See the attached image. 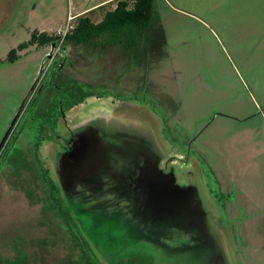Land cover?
Masks as SVG:
<instances>
[{"label":"rangeland","instance_id":"rangeland-1","mask_svg":"<svg viewBox=\"0 0 264 264\" xmlns=\"http://www.w3.org/2000/svg\"><path fill=\"white\" fill-rule=\"evenodd\" d=\"M102 1L18 0L6 14L7 1L0 0V58L6 59L12 48L28 41L33 30L49 31L64 24L69 8L75 14ZM116 1L85 15L98 22ZM155 9L168 54L150 74L156 84V105L152 98L143 102L162 121L154 116L145 120L163 132L159 143L185 177L194 171L191 167L200 165L195 179L188 180L198 182L205 202L214 200L210 212L231 264H264V0H156ZM49 50L50 46H30L17 61L0 62V142L22 103L27 106L49 81L47 75L41 85L36 84ZM84 55H66L63 77L90 80L96 94L104 87L112 103L125 99L124 94L110 93L117 91V76L101 72L102 61ZM36 66L39 71L34 74ZM139 96L141 101L147 95ZM89 101L95 99L77 106L79 115L88 112ZM25 118L15 124L13 139L28 127ZM106 131L112 136V129ZM51 147L44 144L40 153L54 181ZM13 160L0 171V264H64L70 257L79 258L80 246L64 218L43 207V199L50 201L36 189L43 187L38 169ZM100 190V207L86 206L96 203L94 198L93 203H84L77 196L80 204L73 205L72 213L91 240L86 245L99 253L103 264H209L206 241L186 245L183 239L155 232L147 220L130 215V211L140 214L138 201L109 202V188ZM110 210L118 215H110Z\"/></svg>","mask_w":264,"mask_h":264},{"label":"water","instance_id":"water-1","mask_svg":"<svg viewBox=\"0 0 264 264\" xmlns=\"http://www.w3.org/2000/svg\"><path fill=\"white\" fill-rule=\"evenodd\" d=\"M54 45L43 59L40 75L52 56ZM109 96L112 95H90L69 107L59 120L61 131H76L63 160L65 176L61 177L58 167L54 166V182L63 204L73 211V205L80 204V197L84 203L92 202L94 198L97 202L86 206L98 208L102 195L100 189L108 187L109 202L138 201L140 214L130 211L133 212L130 215L147 220L155 232L163 231L171 239H183L186 245L206 241L209 245L207 252L208 248L210 250L207 255L209 264H231L222 234L216 227L217 219L210 212L214 200L205 202L198 182L188 180L195 179V170L197 172L200 165L199 169L191 167L194 171L185 177L181 166L175 165L176 159L167 156L159 143L163 132L158 133L145 120L151 116L160 118L154 114L156 112L151 105L119 98L112 103ZM88 99L95 101H89V108L85 107L88 112L79 115L77 106ZM139 103L144 105L142 107L150 116L141 112ZM74 107L77 109L70 113ZM107 129H112V136L108 135ZM121 141L125 143L121 144ZM208 190L212 195L210 188ZM133 196L137 199L134 200ZM109 212L112 216L118 215L117 211Z\"/></svg>","mask_w":264,"mask_h":264},{"label":"trees","instance_id":"trees-1","mask_svg":"<svg viewBox=\"0 0 264 264\" xmlns=\"http://www.w3.org/2000/svg\"><path fill=\"white\" fill-rule=\"evenodd\" d=\"M155 1L117 0L116 6L107 10L99 22L92 21L87 15L80 16L74 29L66 38L64 49L69 50L68 56L75 54L81 58L80 54H85L86 58L90 55L93 60L95 59L92 57L102 59L101 72L117 76L118 86L115 88L117 89L115 93H123L125 99L138 101L139 94L143 93L147 96L143 97L141 101H148L152 98L156 105L155 101L158 98L154 89L156 84L154 85L150 80L149 71L154 62L166 57L168 53L165 30L159 13L155 9ZM55 42L56 37L53 33L33 30L28 41L12 48L6 59H0V62L16 61L19 51L31 45L45 46ZM68 83L67 87L73 93L79 94L82 91L80 93L82 97L79 96L71 100L69 106L83 101L90 95H105L104 87L99 92L100 94H96L90 83L74 78ZM125 84L127 88L124 87ZM122 89L124 90L122 91ZM154 108L156 109L155 106ZM212 188V191L217 194L215 188ZM63 206L65 205L63 204ZM62 213L66 216V213L69 215L72 211L65 206ZM64 219L68 220L67 217ZM94 262L93 259L85 256L82 261L69 259L65 264H100Z\"/></svg>","mask_w":264,"mask_h":264},{"label":"flooded vegetation","instance_id":"flooded-vegetation-1","mask_svg":"<svg viewBox=\"0 0 264 264\" xmlns=\"http://www.w3.org/2000/svg\"><path fill=\"white\" fill-rule=\"evenodd\" d=\"M67 52L68 51L64 49L62 55L54 58L53 62L49 65V67L43 70L41 75L37 78L36 84L40 83L39 85H41L47 75H49V81L46 83L47 85L44 84L42 86V90H40L38 93L35 92L32 95V98L30 97L31 99L30 102L28 100L29 104L27 106H25V103H22L20 110L14 117L12 124L10 125L9 129L5 134L6 137L4 136L5 140L3 142V145L0 148V171L4 168L5 165H7V163H11V159L13 158L17 160V162L22 163L21 166H23L24 168H29L31 165H33L31 166V169L37 168V173L39 174V177H41V183L43 184V187L36 189L43 190L44 195L50 201V203H48L46 199H43V207L46 209H50L53 212H57L58 216L61 217V219L64 217L68 218V220L63 219L65 227L71 233V236L75 239V243L80 246L79 258H75L72 260L82 261L85 256H88L95 261L94 263L97 262L103 264V262L100 260L99 253L97 251L92 253L90 251L91 249H89V247L86 245V242L91 243V240L83 233L82 229L78 224L79 221H77V219L72 213L69 215L66 213V216L62 213L65 206H63L61 202V198L59 196V189L56 186L55 182L49 176V170L45 167V164L43 162L44 157H42L40 153V149L44 144L51 143V157L49 156L50 163L52 161V163H54V165L58 167V171L61 174V177L65 176L63 160L64 157L68 154L67 152L70 148L72 134H74L76 131H61L59 126V120L63 116L65 111L69 107H71L68 105L69 102L81 96L80 93H82V91L79 92V94L73 93V91L67 87L69 86L68 82L74 78L81 82L91 84L90 80H80V77H63L62 70L66 68L64 65V58L66 57ZM92 58H94L95 60H102L96 57ZM162 59L163 58H161L157 62H154L151 70L149 71V77L152 72V69L156 67L157 64L162 61ZM59 89L61 90V93L59 92ZM58 92L60 94V97L58 96ZM110 93L113 94L115 92ZM113 95L117 96L115 94ZM21 117H26L25 121H29V125L27 128L25 127L22 131H20L13 139V135L16 134L15 124ZM29 160H32L33 162H30ZM26 171L28 170L26 169ZM36 179L38 180L40 178L36 177ZM44 186L46 187V189L44 188ZM85 237L88 239L86 240ZM79 242H81V244Z\"/></svg>","mask_w":264,"mask_h":264},{"label":"built area","instance_id":"built-area-1","mask_svg":"<svg viewBox=\"0 0 264 264\" xmlns=\"http://www.w3.org/2000/svg\"><path fill=\"white\" fill-rule=\"evenodd\" d=\"M75 18L76 15L73 13V10L69 8L66 22L64 24L59 25L54 31L53 34L56 37V42L54 43L55 45L52 50V56L46 64V69L53 62L54 58L62 55L66 38L68 34L72 32L76 25Z\"/></svg>","mask_w":264,"mask_h":264},{"label":"crops","instance_id":"crops-1","mask_svg":"<svg viewBox=\"0 0 264 264\" xmlns=\"http://www.w3.org/2000/svg\"><path fill=\"white\" fill-rule=\"evenodd\" d=\"M7 2H6V5H5V9H6V14H10V11H9V7H10V5H15L16 3H17V1L18 0H6ZM110 1H112V0H104V1H102V2H100V3H98V4H93V5H91V6H86V7H84L82 10L83 11H80V10H78L79 12H77V13H75V15H76V18H75V20L77 21V19L80 17V16H82V15H85V13H87V12H89V11H92V10H94V9H96L97 7H99L100 5L102 6V5H105V4H107V3H109ZM7 6V7H6ZM88 16V15H87ZM5 18H7L6 17V15L4 16V19ZM91 18V17H90ZM92 19V18H91ZM103 19V18H102ZM101 19V20H102ZM100 20V21H101ZM1 22H0V28L2 27V25H3V21L2 20H0ZM92 21H93V19H92ZM95 22V21H94ZM99 22V21H98ZM57 28H55V29H51V30H49V31H47L48 33H54V31L56 30ZM40 32L41 31H46V30H39ZM51 31V32H50ZM31 46H35V47H40V46H38V45H31ZM45 46H50L51 47V45H45ZM30 47V46H29ZM29 47H27V48H24L23 50H21V51H19V57H18V59L20 58V56H21V52L22 51H24L25 49H28ZM1 59V58H0ZM17 59V60H18ZM4 60V59H3ZM16 60V61H17ZM5 62V61H4ZM15 62V61H14ZM38 68V66H36V67H34L32 70H33V72H34V74H36V72H37V69ZM80 80H81V78H80ZM84 81H86V80H84Z\"/></svg>","mask_w":264,"mask_h":264}]
</instances>
